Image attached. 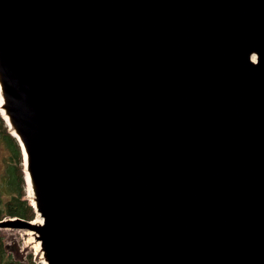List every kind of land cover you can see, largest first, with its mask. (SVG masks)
<instances>
[{"label": "water", "instance_id": "obj_1", "mask_svg": "<svg viewBox=\"0 0 264 264\" xmlns=\"http://www.w3.org/2000/svg\"><path fill=\"white\" fill-rule=\"evenodd\" d=\"M0 86L47 264H264V0H0Z\"/></svg>", "mask_w": 264, "mask_h": 264}, {"label": "trees", "instance_id": "obj_2", "mask_svg": "<svg viewBox=\"0 0 264 264\" xmlns=\"http://www.w3.org/2000/svg\"><path fill=\"white\" fill-rule=\"evenodd\" d=\"M1 141L8 151L7 176L4 183H0V221L6 218H18L33 221L37 213L28 199H26V180L22 171V148L18 140L12 135L3 116H0ZM19 167V170L15 167ZM6 194L4 193V190ZM0 264H38L32 257L22 260L18 250L10 246L0 236Z\"/></svg>", "mask_w": 264, "mask_h": 264}, {"label": "rangeland", "instance_id": "obj_3", "mask_svg": "<svg viewBox=\"0 0 264 264\" xmlns=\"http://www.w3.org/2000/svg\"><path fill=\"white\" fill-rule=\"evenodd\" d=\"M1 116V114H0ZM2 136H1V129H0V183H4L5 178L7 176V159H8V151L4 145V143L1 141ZM23 156V163L22 167L17 166L19 170V167L22 168V171L24 172L25 175V180H26V172H25V164H24V154L22 153ZM4 193L5 189L3 190ZM25 193H26V199L30 201L32 204V199L30 197V194L28 192V185L26 182L25 186ZM37 217V216H36ZM35 217V219H36ZM30 221L31 223L35 222L36 220ZM17 218H6L3 220L5 221H14L13 223H17ZM24 221V220H22ZM36 231H29L26 229H22L20 227L17 228L16 225H11L10 228H0V236L5 239V241L12 247H14L15 250H18V256L20 259L24 260L26 257H32L33 260H35L38 264L41 263L40 259V242L37 241V233Z\"/></svg>", "mask_w": 264, "mask_h": 264}, {"label": "bare ground", "instance_id": "obj_4", "mask_svg": "<svg viewBox=\"0 0 264 264\" xmlns=\"http://www.w3.org/2000/svg\"><path fill=\"white\" fill-rule=\"evenodd\" d=\"M3 102H4V100H3L2 90H1V86H0V114H1L6 120H8V116L6 115V113H5V111H4L3 107H2ZM12 132L15 133L14 131H12ZM23 152H24V150H23ZM24 158H26V153H25V152H24ZM26 175H27L26 178H27V181H28V192H29L30 197H31V199H32V204H34V201H33V192H32L31 184H30V177H29V174H28L27 171H26ZM34 205H35V204H34ZM41 223H43V219H42L41 217L38 216L37 219H36V221H35L34 223H32V224L38 226V225H41ZM32 231H35V230H32ZM37 234H38V233H37ZM39 244H40V243H39ZM40 259H42V261H43L45 264H47V263L44 261L43 257H42V253H41Z\"/></svg>", "mask_w": 264, "mask_h": 264}]
</instances>
